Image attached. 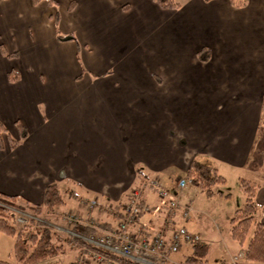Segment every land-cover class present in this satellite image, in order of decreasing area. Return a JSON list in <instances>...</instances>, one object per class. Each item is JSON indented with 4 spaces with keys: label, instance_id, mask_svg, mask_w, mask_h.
<instances>
[{
    "label": "crops",
    "instance_id": "crops-1",
    "mask_svg": "<svg viewBox=\"0 0 264 264\" xmlns=\"http://www.w3.org/2000/svg\"><path fill=\"white\" fill-rule=\"evenodd\" d=\"M55 1V5H49L45 1L33 4L31 0H0V123L13 138L18 137L16 123L27 132L14 148L10 149L5 140L0 149V191L30 203H40L45 186L56 182L64 209L84 215L87 213L79 200L95 198L87 191L98 192L100 198H96L106 203L120 199L142 182L156 179L162 187L176 192V189L186 187L178 188L177 181L187 177L191 161L198 160L215 166L218 172L219 162L254 171L249 172L247 179L257 183L255 200L258 205H264V161L254 165L249 163L261 124L263 103L264 0H246L241 7L231 5L229 0H194L208 9L206 17L224 21L230 48L251 55L249 63L245 57L247 62H243V70L234 73L235 86L241 87L242 91L240 106L227 112L226 116L212 117L209 123L216 120L215 125L208 129L198 128L194 118L181 120L169 115L171 111H178L176 107L181 100L169 99L166 89L162 92L165 86H175L167 78L150 73L140 84V81L104 77L126 66V63H119L140 35H147L155 24L149 13L159 14L163 8L152 0ZM57 5L59 9H56ZM26 9L28 13H25ZM57 23L66 34L80 33L87 69L104 74L95 79V85H108L114 89L99 88L91 92L88 89L93 78H89L83 81L82 90L73 93L68 86L65 95L59 92L62 78L43 80L42 73L36 71L39 69L33 63L24 64L23 75L26 77L18 74L15 80L8 79L7 73L16 66L6 61L7 54H18L19 48H22L21 54L29 57L40 50L53 53L64 44L67 46L64 48L69 47L70 58L75 60L76 39L73 35V40H59ZM2 35L8 39L18 37L13 42L5 41L10 52L3 49ZM203 47L208 49L209 55L206 60H199L197 54ZM192 54L196 63L204 64L214 60L215 52L205 44ZM227 67L235 68L234 65ZM81 71L75 72V76ZM180 92L174 89L177 97ZM79 98L82 102L92 99L97 103L101 116L99 125L94 120L84 121V118L73 120V125H69L70 118L80 116L69 112ZM112 116H115L114 121ZM169 179L172 185L167 187L164 184ZM64 185L67 192L63 190ZM145 197L149 205L158 203L154 189L145 190ZM179 201L190 205L191 212L201 213L191 204L190 198L183 197V192L179 193ZM258 211L261 216L257 220L264 222V211L261 208ZM162 212L153 207L149 212L141 213L134 228L143 226L149 233L160 230L166 216ZM91 215L105 220L97 211H92ZM55 218L56 222L60 221L59 217ZM176 222L183 221L177 218ZM198 225L190 217L186 228L206 239L202 227L197 229ZM0 236L1 242L9 245L11 250L13 239L1 233ZM244 246L229 252L228 260L222 258L215 264H264L247 262ZM183 249L182 253L172 255V260L180 261L185 254L191 253L186 244ZM76 256L74 250L70 263Z\"/></svg>",
    "mask_w": 264,
    "mask_h": 264
},
{
    "label": "rangeland",
    "instance_id": "rangeland-1",
    "mask_svg": "<svg viewBox=\"0 0 264 264\" xmlns=\"http://www.w3.org/2000/svg\"><path fill=\"white\" fill-rule=\"evenodd\" d=\"M174 1L179 3V7L176 9H163L159 14L156 12L153 14L152 12L149 13V16L152 15L155 24H152L147 35H140L138 42L119 63H126V66L124 68L122 66L119 70L115 69L104 77L109 79L123 78V80L126 81H140V84H142L143 79H146L150 73H155L157 74L156 76L161 78H167L166 80L171 81L175 86H165L162 92L166 89L169 99L181 100L179 106L176 107L178 111H171L169 115L181 120H191L194 118L198 121V128L208 129V127L215 125L216 120L209 123L212 117L217 118L218 116H226L230 111L240 106L242 91L240 90L241 87L235 86L234 73L239 69L243 70L242 67L245 65L243 62L248 61L249 63L251 55L234 51L228 46L224 21L206 17V15L209 14L207 8L196 4L194 0ZM56 9H59L58 5ZM26 11L27 9L25 13H28ZM55 28L58 35L65 36L64 34L66 33H64L60 23H57ZM73 32L77 42L74 41L77 47V51L75 49L77 57L75 60L72 58L74 61L68 54L69 47L67 49L64 48L67 47L64 44L57 47L53 53L40 50L39 53L31 54L28 57L25 53L21 54L22 48H19L18 54H8L9 56L4 57L7 58L6 61L9 64L16 66L14 69H11L14 70L15 75L20 74L24 76V64L33 63V66L39 69L36 71L42 73L41 78H43V80H47L51 77H58V79L62 78L60 79L59 88L61 90L59 89V92L65 95L68 86L73 93L82 90L83 81L89 78H93V80L91 79V85L94 87L91 86L88 89L91 92L99 88H102V90L107 88L114 89V87L108 85L100 87L95 85V79L100 78L99 76L101 73H98V71L94 73L93 70L87 69V59L84 57L85 55L82 51L80 33L78 31ZM67 35H71V33L66 34V36ZM2 37L5 43L3 49L10 52V47L8 48L6 42H13L17 40L18 37H13L12 39H8L4 35H2ZM205 44H209L214 50V60L204 64L196 63L192 53L199 48V46ZM245 57H247V61ZM3 63L4 62H2V64ZM4 64L6 65V63ZM227 65H234L235 68L232 69L231 67H227ZM18 67L19 70L16 69ZM76 67L79 69L77 72ZM83 67L86 68V71H84L85 69ZM80 70H82L81 74L75 76ZM103 75L104 74L101 76ZM31 77L34 78V76ZM175 88L182 91L178 94V97L174 93ZM72 92L69 93L72 94ZM96 104L97 103L92 99H86L85 102H82L81 98H79V102L73 104L69 112H75L80 116L77 118H70L69 122L71 123L69 124L68 122V124L73 125V120L81 121L84 118V121L94 120L96 125H99L101 116L96 108ZM170 107L172 108L171 104ZM112 120H115V116H112ZM116 120H118L117 117ZM259 140L261 141L260 144H258ZM263 144L264 128L260 127L256 134L255 145H253L251 149L250 165L259 162L263 163L264 153L261 154V151L264 150V147H262L264 146ZM218 168L219 173L224 176L225 181L223 184L213 186L212 194H207L196 188L195 185L193 186V184L186 185L182 190L176 189L178 198L179 193L183 192V197L190 198L191 204L201 212H191L190 217L200 224V226L198 225L196 227L197 229L202 227L201 230H203V235L206 236V239H202V237L198 235L199 238H201L200 241L209 244L203 264H215L222 258L228 260L230 256L229 252L232 250L237 251L242 248V245L240 246L234 241L229 234V219L234 211L243 203V193L238 186L239 177L248 178L251 170L247 167L233 164L229 165L223 162L218 163ZM164 185L169 187L172 185V181L169 179ZM132 188L133 185L130 189ZM136 188L137 187H134V189ZM66 189L67 186L63 188L64 191ZM87 192L89 196L100 198L99 193L96 191L90 190ZM128 193L117 200L126 198ZM66 194L65 197H67ZM115 201L106 203H114ZM64 208L65 205L62 204L57 206L55 209L56 211L47 217L49 218L50 216V221L48 220L49 223L63 225L61 224L62 222H60L61 220L56 222L55 217H59V213L63 210H67ZM19 214L20 213H18L17 217ZM161 214H164V211ZM260 216V212H256L255 218L258 219ZM25 222L26 219L23 223ZM17 223L20 222L17 221ZM183 224L186 227L187 220L183 221ZM52 228L56 231L57 236L60 237H58V240L68 242L64 232H59V230H56L54 227ZM184 245H182L178 251L179 254L185 251L183 249ZM187 246L192 249V244H187ZM9 248V245H4L0 240V259L12 260V254ZM243 248H245V246ZM74 250L77 252L78 249H76L72 243H69V245L65 244L63 251L38 264H71L70 259L74 254ZM186 256L187 254H185L180 261L173 259L174 262L168 264H179Z\"/></svg>",
    "mask_w": 264,
    "mask_h": 264
},
{
    "label": "trees",
    "instance_id": "trees-1",
    "mask_svg": "<svg viewBox=\"0 0 264 264\" xmlns=\"http://www.w3.org/2000/svg\"><path fill=\"white\" fill-rule=\"evenodd\" d=\"M31 1L33 4H37L41 1H45L49 5L56 4L55 0ZM152 1L163 9H176L179 7V3L174 0ZM229 2L235 7H241L245 5L246 0H229ZM57 38L59 40L74 39L72 35H57ZM208 55V49L205 47H203L197 54L199 60H206ZM7 56L9 55L7 54ZM7 77L10 81H13L18 75L14 74V70H10L7 73ZM262 96L263 103L261 107L260 127L264 128V91ZM16 126L18 137L13 138L7 132L3 124L0 123V149L3 148L5 140L7 141L9 148L12 149L20 140L27 136L25 127L19 123H17ZM186 175L195 187L207 194L213 193V186L223 184L225 181L224 176L218 172L215 166L198 160L191 161ZM142 183H140L138 187H140ZM238 186L243 193L244 200L241 206L234 211L229 219V234L239 245L246 244L244 259L247 262L264 263V222L257 220L254 216L258 208H261L264 211V205H258L255 200L258 187L257 183L253 180L240 177L238 180ZM145 190L149 189H141L140 205H148L149 211L154 207L155 209L165 212V205L160 203L159 200L155 205H149L147 203ZM62 203L63 199L61 191L56 182L48 183L45 186L40 203H30L21 199V197L17 195H10L0 191V233L13 239L11 249L12 260L0 259V264H38L63 251L65 244L69 245V243L74 241L77 245H81L82 242L79 238L67 234L66 239L68 242L58 240L59 236H57L56 231L50 226V216L47 218L48 215L53 213L55 207ZM18 213H25L28 215L25 223H17ZM120 216L121 214L119 210H117L116 213L103 212L105 220L98 219L99 225L105 229H110L112 228L114 221ZM72 229L84 236H88L92 232V230L81 227L80 225H74ZM97 249L102 252L107 259H110L117 264H132L131 261L121 255L113 254L100 248ZM207 251L208 245L206 243H195L192 245L191 253L179 264H203ZM79 252L78 249L77 253Z\"/></svg>",
    "mask_w": 264,
    "mask_h": 264
},
{
    "label": "built area",
    "instance_id": "built-area-1",
    "mask_svg": "<svg viewBox=\"0 0 264 264\" xmlns=\"http://www.w3.org/2000/svg\"><path fill=\"white\" fill-rule=\"evenodd\" d=\"M188 182L187 178H181L176 186L183 188ZM144 188L154 189L160 203L165 205L163 227L153 233H149L143 226L134 228L139 214L149 212L148 205H140V192ZM79 204L85 208L87 214L81 215L70 209L63 210L59 213L63 225L51 224L59 232L79 238L82 242L81 245L71 242L80 251L71 264H117L107 259L97 248L121 255L132 264L173 263L172 255L178 253L182 245H193L200 241L199 236L190 232L183 222H176L177 217L182 221L189 220L190 205L181 203L175 191L162 187L156 179L143 182L140 187L130 191L126 198L114 203H103L95 197L82 198ZM117 210L121 216L110 229L101 227L97 217L91 215L92 211L116 213ZM27 216L20 213L17 221L23 223ZM74 225L88 228L92 232L88 236L81 235L72 229Z\"/></svg>",
    "mask_w": 264,
    "mask_h": 264
}]
</instances>
